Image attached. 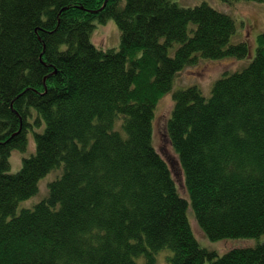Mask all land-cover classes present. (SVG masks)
Returning <instances> with one entry per match:
<instances>
[{
  "label": "trees",
  "instance_id": "1",
  "mask_svg": "<svg viewBox=\"0 0 264 264\" xmlns=\"http://www.w3.org/2000/svg\"><path fill=\"white\" fill-rule=\"evenodd\" d=\"M226 4L241 1L222 0ZM114 19L119 50L98 48ZM233 16L174 0H0V264H264V244L223 255L201 246L264 235V32L232 42ZM178 46V47H176ZM248 60L206 97L174 93L168 135L182 197L154 146L156 106L201 59ZM35 152L10 172L14 151ZM58 175L34 208L19 204Z\"/></svg>",
  "mask_w": 264,
  "mask_h": 264
},
{
  "label": "rangeland",
  "instance_id": "2",
  "mask_svg": "<svg viewBox=\"0 0 264 264\" xmlns=\"http://www.w3.org/2000/svg\"><path fill=\"white\" fill-rule=\"evenodd\" d=\"M184 7H194L203 3H209L219 11L230 14L237 23V33L232 42H242L247 40L254 49V42L259 34L264 32V3L253 1H241L233 4H226L222 0H174ZM96 28L92 32V42L100 49L119 50L121 44V32L114 19H110L106 24L95 22ZM178 47V46H176ZM251 62L248 60L224 59L221 61H212L201 59L200 62L179 73L174 79L173 89L169 94L162 96L156 106V117L154 121V146L166 159L172 170L177 186L182 197L190 200L187 193L185 176L180 158L173 147L168 135V122L174 109V93L191 87L198 86L206 97H210L215 82L224 74H232L247 67ZM35 152V137L33 131L29 133V145L26 151H14L10 157V172L15 174L23 167V160L30 157ZM58 173L51 172L42 178L39 184V192L32 198L22 201L19 204L17 213L23 209L34 208L49 195V184L55 180ZM188 217L192 224L194 233L201 246L216 251L219 255L234 248L254 247L258 244H264V235L260 238L247 239H226L222 241H213L200 228L193 207L190 204ZM173 251L164 249L155 254V264H171ZM139 264H147L146 256L136 258Z\"/></svg>",
  "mask_w": 264,
  "mask_h": 264
}]
</instances>
